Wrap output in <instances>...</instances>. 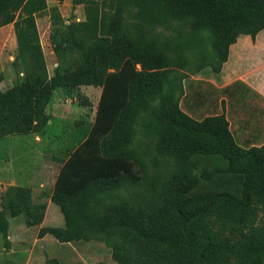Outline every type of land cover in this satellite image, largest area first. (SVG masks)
Instances as JSON below:
<instances>
[{
	"label": "rangeland",
	"instance_id": "rangeland-1",
	"mask_svg": "<svg viewBox=\"0 0 264 264\" xmlns=\"http://www.w3.org/2000/svg\"><path fill=\"white\" fill-rule=\"evenodd\" d=\"M44 3L43 11L33 14L39 56H31L34 45L24 46L21 52L17 49L13 25L17 17L0 26V117L9 121L18 112L34 117L40 110L38 102L43 103L40 113L46 117L39 131L0 135L4 138L0 139V264H117L109 246L116 235L103 216V206L120 201L127 202L146 229L160 231L166 245L173 246L165 258H157L145 247L146 258H136L141 264L198 263L192 246H185L179 222L183 214L207 200L206 193L192 189L200 175L194 166L176 164L172 141L158 132L161 123L154 108L161 106L164 94L173 92L178 108L192 119L223 112L241 149L264 143V96L243 81L250 72L248 78L256 80V72L264 71V29L253 38L237 35L218 65V36L196 22L165 23L108 0L90 5L72 0ZM135 37L148 42L150 55L160 56L159 62L169 61L163 67L165 77L152 89L153 99L132 124L127 147L137 161L120 157L109 161L113 173L105 178L106 187L93 189L89 198L73 206L82 236L61 240L57 234L64 228L60 205L69 202L65 196L60 203L50 199L55 178L75 145L72 135L81 129L84 138L91 125L101 91L100 86L76 83V73L95 62L102 50H119ZM237 52L242 54L240 59ZM17 97L23 101L21 107L14 105ZM236 115L240 124L246 121V133L238 129ZM37 179L45 187L41 194H32L23 183ZM21 190L29 191L32 207L44 204L43 212L33 208L41 216L14 207V198L23 196ZM48 199L56 209L44 215ZM138 251L139 246L132 248L134 256Z\"/></svg>",
	"mask_w": 264,
	"mask_h": 264
},
{
	"label": "trees",
	"instance_id": "trees-1",
	"mask_svg": "<svg viewBox=\"0 0 264 264\" xmlns=\"http://www.w3.org/2000/svg\"><path fill=\"white\" fill-rule=\"evenodd\" d=\"M94 1L72 0L73 4L85 5ZM108 1L165 23H198L218 36V65L226 59L227 47L237 35L253 38L264 29V0ZM44 7V0H0V26L17 17L13 25L19 52L26 45H34L31 51L35 54L31 56H39L33 14ZM147 44L143 38L135 37L119 50L104 49L95 62L76 73V83L100 86L101 91L91 125L84 138L81 139V129L72 135L75 145L55 178L50 199L60 203L65 196L69 202L60 205L64 228L57 234L61 240L82 236L84 230L75 222L73 206L80 205L79 199L89 198L93 189L106 187L105 178L113 173L109 161L118 157L137 161L127 147L133 135L132 124L137 113L153 99L152 89L165 77L167 70L163 67L169 62L167 58L159 62L160 56H151ZM55 80L51 85L55 86ZM13 100L14 105L21 107V99ZM37 107L40 110L34 117H26L22 112L15 113L9 121L0 117V135L39 131L46 117L40 113L43 103L38 102ZM154 115L161 123L158 132L173 143L176 164L194 166L200 173L193 191L206 193L207 200L183 214L179 222L187 240L185 246L194 249L196 264H247L252 260L264 264V143L241 149L232 138L223 112L192 119L178 108L173 92L164 94ZM60 190L62 196L55 194ZM28 193L22 191L23 196L14 198V207L41 216L33 208L43 212L44 204L32 207ZM103 216L116 235L109 246L117 264H141L136 258H146L145 247L155 252L157 258L171 253L173 246L166 245L164 235L146 229L126 201L105 204ZM131 246H139V254L134 256Z\"/></svg>",
	"mask_w": 264,
	"mask_h": 264
},
{
	"label": "crops",
	"instance_id": "crops-1",
	"mask_svg": "<svg viewBox=\"0 0 264 264\" xmlns=\"http://www.w3.org/2000/svg\"><path fill=\"white\" fill-rule=\"evenodd\" d=\"M257 49H258V46L254 47V48H251V52L253 51V53H255ZM241 55H242L241 52H239V53L237 52L235 56L237 57V59H240L242 57ZM252 61L254 62L253 58H252ZM250 73H252V72H250ZM248 75L243 79L244 83H246L248 85V87H251L252 89L257 91L260 95L264 96V71L263 72H259V71L256 72V74L254 75L256 77V80H253L252 78H248ZM251 110H249V113L253 112V108H251ZM240 114H242V113H240ZM236 116H237V122H238L237 123L238 124V129L243 131L245 126H246V121L244 120L242 122V124H240V115H236ZM248 116H249V114H248ZM263 118H264V116H263ZM244 133H246V132H244ZM0 139H4V138H0ZM10 160L12 161V159H10ZM23 184H25V185H27L29 187V189L31 190L32 194H34L35 191H37L38 193L41 194L42 192L40 191V189H43L45 187L44 186V182L39 180V179L34 180V181L30 182V183L28 182V183H23ZM31 197H32V195H31ZM50 209H56V207L50 201V199H48L46 201V203H45V209H44V213L43 214L46 215L49 212ZM42 224H43V222L41 223V225Z\"/></svg>",
	"mask_w": 264,
	"mask_h": 264
}]
</instances>
